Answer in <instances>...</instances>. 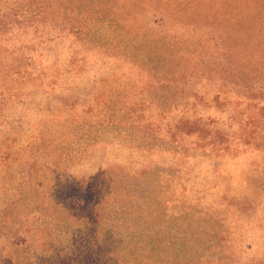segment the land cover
I'll list each match as a JSON object with an SVG mask.
<instances>
[{"label": "rangeland", "instance_id": "obj_1", "mask_svg": "<svg viewBox=\"0 0 264 264\" xmlns=\"http://www.w3.org/2000/svg\"><path fill=\"white\" fill-rule=\"evenodd\" d=\"M160 1L0 0V264H264V32Z\"/></svg>", "mask_w": 264, "mask_h": 264}, {"label": "trees", "instance_id": "obj_2", "mask_svg": "<svg viewBox=\"0 0 264 264\" xmlns=\"http://www.w3.org/2000/svg\"><path fill=\"white\" fill-rule=\"evenodd\" d=\"M160 2L161 3H159L158 5L160 7H157V10H155V12L161 17L160 19L162 22V28L167 24L169 19L175 15L174 12L175 10H177V8L172 7L169 4L168 0H161ZM204 2L208 6L210 0H204ZM233 5H235L236 7L235 10L238 14L237 18L241 19V22L243 23L241 27L245 26L246 29H249L250 26H252L254 28V31H258L260 33V36H263L262 32H264V0H233ZM256 23H258L257 26H255ZM247 36V40L251 42L252 36L250 34H239V39L242 40ZM239 39V44L238 41H236L235 47H245L244 42L240 41ZM257 42L254 44H257ZM260 46L264 47V44Z\"/></svg>", "mask_w": 264, "mask_h": 264}]
</instances>
